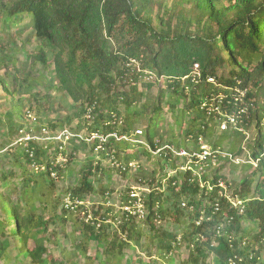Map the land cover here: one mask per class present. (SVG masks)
<instances>
[{"label": "trees", "instance_id": "16d2710c", "mask_svg": "<svg viewBox=\"0 0 264 264\" xmlns=\"http://www.w3.org/2000/svg\"><path fill=\"white\" fill-rule=\"evenodd\" d=\"M195 65L201 71L197 83L191 76ZM234 87L247 91L239 104L225 91ZM224 92L222 111L246 113L239 126L221 131L220 116L208 109ZM0 100L3 264H146L125 253L135 251L144 237L138 219L104 204L91 209L90 220L82 217L90 211L84 201L97 193L93 174H104L101 163L93 165L101 142L87 140L95 134L108 137L100 155L109 154L128 169L140 154L151 157L146 151L123 156L119 141L140 138L139 125L152 151L163 142L182 148L171 135L160 134L165 112L180 123L186 144L193 141L195 150L201 138L208 142L217 130L212 150L219 152L229 141V161L240 156L255 123L256 138L248 148L257 166L236 163L244 174L238 183L226 182L221 168L208 173L212 167H205L204 183L193 170L169 176L184 161L168 150L158 154L159 174L136 166L139 181L152 187L143 196L150 230L146 248L156 260L148 264L172 263L186 243L191 250L183 264H207L210 258L212 264H264V0H0ZM58 130L81 145L68 155L63 145L51 154L50 141L40 145L26 137ZM88 148L80 175H71L68 165ZM59 156L68 158L61 166ZM64 175L71 185L52 199L55 180ZM100 192L113 194L108 187ZM129 192L122 194V206ZM48 207L54 212L49 223L43 217ZM165 220L181 226L182 233L163 229ZM69 223L72 231L66 233ZM48 224L55 228L50 236ZM61 238L71 248L52 258L47 246L60 248ZM92 241L93 258L88 255Z\"/></svg>", "mask_w": 264, "mask_h": 264}, {"label": "rangeland", "instance_id": "374dc122", "mask_svg": "<svg viewBox=\"0 0 264 264\" xmlns=\"http://www.w3.org/2000/svg\"><path fill=\"white\" fill-rule=\"evenodd\" d=\"M22 61H24V63H25L27 60L22 57ZM0 103H3L2 100H0ZM263 125H264V121H263ZM254 126H255V123L249 129L246 140L243 141L244 143L242 144L243 147H242V150L240 152V156L235 157V158L233 157V159L229 161L230 156H228V154H227L229 141H225L223 143L222 147L218 150L219 152H217L218 157H217L215 165L213 164L214 165L213 168L210 169L208 171V173L214 172V170L221 168V174L220 175H222L224 177L226 182L235 181L236 183H238L240 181V179L242 178V176L244 175L243 172L241 171V164L242 163L248 162V163H252V165H254L255 167L257 166V163L255 161L251 160L250 149L248 148V145L253 144V142L256 138V129ZM162 127H164L165 130ZM180 127H181L180 123L175 124V118H172V116L169 112H165L164 113V120L160 125L159 131L161 132L160 134L165 135V137H169L171 135V137H173L174 142L177 146H182L183 149H187V146H188L189 151H194L195 150L193 148L195 145L194 142L190 141L188 145L186 144V141L184 139V135L182 134V128H180ZM136 129H142L143 130V126L139 125ZM61 132L62 131L58 130V131L54 132L53 135H51V134L44 133V132L37 134V133H35V131H33L30 134H28L26 137L36 138L40 145H46V143L50 141L51 144L53 145L52 149H51V154L55 153L54 150L56 147L63 145V150L68 149L67 154H66V155H68L70 153V150H71L70 148H72V146L74 147L76 145L79 147L81 144H80V142L79 143L73 142L72 141L73 136H68V138H70V139H63L61 137ZM263 133H264V129H263ZM84 135L86 136L87 133L83 132V136ZM215 135L216 136L212 137V139H210V141H208V142H207V140L201 138L199 140L200 149H201L202 145L208 146L212 149L213 144L217 141V138L220 135L217 130H215ZM89 144H91V143H89ZM165 144H168V143L163 142L160 145L163 146ZM119 145L124 150L123 156L127 157L128 154H139L141 151H146V152L151 154V157L144 156V155L140 154V156H139L140 161L137 162L138 164L136 163V161H132L130 164H128L129 168L127 169L122 164V162H121V164L119 163V164L115 165V163H113L111 157L108 156L109 154H107V156H101L100 152L102 150L98 151V152H94L93 165L96 166V165L101 163L100 167L102 169H104V174H102L101 172L95 171L96 174H93V176L91 178L92 180H94V185H95L97 193H95V195L90 196L83 203L86 206V208H88L90 210L88 213L89 214L88 217L82 216L84 219L86 218V221L90 220L93 217L91 209L97 210L98 207L102 206L103 204L105 207L108 206V207L114 208L115 212L121 211V208H122L121 196H122V194L126 193L128 190L131 191V190H134V189L140 187L141 189L146 191L145 192L146 194L152 190L151 189L152 187H149L148 185L142 183V182H144V180H142L141 182L139 181V179L141 177L139 174H137V171H135V169H134L136 166L138 168V166L140 165L143 169H146L149 172L152 171L153 169H156L157 174H159L160 168L158 165L156 166V162L158 160V156H159L158 154H160V153H156V151L154 152L151 150V146H149L146 143L144 135L140 136V138H138V139L135 137L130 138V139L124 138V139L119 141ZM89 151H90V148H88L87 152L80 151L79 153H77V156L75 157L74 161L71 162L70 165H68L69 168H71L68 171L69 173H72L73 171H75L77 175H80V168L83 165H85V163L87 161V157H88V155H90V153H88ZM219 157H221L220 160L218 159ZM67 159L68 158L66 156H59L58 159L56 160V163L61 166L67 161ZM236 163H241V164L239 165ZM234 164L238 168H234ZM130 166H132V167H130ZM31 169L35 170L37 168H31ZM107 171L109 172V174L106 173ZM197 172L200 175L199 180L202 181L201 183H204V175H203L204 172L201 173L199 168H198ZM71 175H73V173ZM14 182L16 183V181H14ZM71 182H72V179L68 175H64L63 178H61L59 180H55L56 188H55L54 193L52 194V199L56 198L57 195L63 193L71 185ZM155 186H157V185L155 184ZM107 187H108V190H111L113 193L111 196L102 195L100 192L103 188H107ZM153 187H154V185H153ZM19 188H20V185H18L16 189H19ZM164 188H165V186H164ZM229 195H230V193H229ZM106 202H107V205H105ZM41 206L42 205L38 204V207H40V209H41ZM49 207H52V205L49 204ZM49 207L43 213V217H44L45 221H47L48 223H49L51 216L53 215L52 213H54L52 211V209ZM59 211H60V209H58V213H60ZM118 216L119 217L116 219L119 223L122 219V215L119 213ZM80 218H81V216H80ZM136 221H137L136 225L144 233V237H143L140 245L136 246L135 251L126 250L125 253L128 257L132 258L134 262L138 258H141V260L146 264L154 262V261L156 262V260H151L148 257L149 250L146 248L147 247L146 243L148 241L147 237L150 234V230H149L148 226L146 225L145 220L144 221L136 220ZM160 226L169 232L182 233V227L177 225L172 220H165L164 222L160 223ZM47 227H49V236H50L52 231L55 229L54 224H50V225L48 224ZM115 229H116V226H115ZM56 231H57V233H59L60 229L56 227ZM71 231H72V227H71V223H69L67 228H66V233H70ZM75 235L78 236L79 232H76ZM60 240H61L60 241L61 242L60 248H58L57 245L55 246V245L50 244V243L47 246L50 250V254H51L52 258L59 259L61 257V250L63 248H67V249L71 248V243L69 242L68 239L66 240L64 238H61ZM40 241L42 242L43 238H41ZM30 247H32V243H30ZM155 249H156L155 247L152 248L151 253H153V255L155 254ZM190 250H191V245L189 243L182 244L180 246V249L178 248V250H176L174 253V257H173L174 261L172 263L168 262L167 264H183L188 259ZM96 252H97L96 243L92 241L88 246V255L93 258L95 256ZM11 255H12L11 257H14L15 253L12 252ZM262 259H264V253H263ZM0 264H3V261H0ZM6 264H13V260H11L10 262H8ZM94 264H99V263H98V261H95ZM123 264H125V262H123ZM136 264H138V263H136ZM207 264H212V258L208 259Z\"/></svg>", "mask_w": 264, "mask_h": 264}, {"label": "built area", "instance_id": "2783aa9c", "mask_svg": "<svg viewBox=\"0 0 264 264\" xmlns=\"http://www.w3.org/2000/svg\"><path fill=\"white\" fill-rule=\"evenodd\" d=\"M192 80L193 82L197 83L198 79H200L201 77V71L198 65L194 66L193 72H192ZM186 79H188V77L183 78V81H186ZM208 83L210 84H216V80L213 77H208L207 78ZM225 91L227 93H230V97L231 99L234 101L235 104H239L241 102H243V98L246 96V89L242 90L238 87H234L232 88H225ZM226 92L222 93L221 95H219L218 100L220 99V101H213V103H211L209 110L210 112L213 113H217L220 117L217 119V122L220 125V129L221 131H226L229 128H235L237 126L240 125L241 123V118L242 115H244L246 113V109H240L239 111L235 112H224L222 111L221 108V100H223L226 97ZM216 103H218V105H215ZM135 135L137 136H142L143 135V130L142 129H138L135 132ZM68 136H72V134H70L67 131H62L61 132V137L63 139H70L68 138ZM113 137H117L116 134L113 135ZM108 137H103L100 136L98 134L93 135L92 137H90L87 142L91 143L93 142L95 139H99V141L101 142L99 145H97V147L95 148V152L101 151L103 150V145L102 143H105ZM127 138L126 136L123 137ZM163 150H168L170 152V154H173L175 157H179L181 158L184 163L183 166H178V168L176 170H170L169 171V176H172L174 174H176L178 171H182V172H186V171H191L193 170L194 175H197L198 177H200V175L198 174L197 170L199 168V170L201 171V173L205 172V167L206 168H213V166L216 163L217 160V153L214 154L213 150L205 145L201 146V149L198 150H194V151H188L186 149H182V148H175L172 147L170 145H163L156 150V153H162ZM214 164V165H213ZM115 165H117L115 163ZM195 165V167H197V169H194L192 166ZM120 166V165H119ZM132 167V166H130ZM136 171V167L134 168ZM204 175V173H203ZM221 186H223V183L221 184ZM146 191H144L143 189L136 188L134 190H131L129 193H127L129 200L127 205L124 204L121 208L122 213L126 214L127 216H131L134 217L138 220H142L144 221L148 215L146 209H145V205H144V194ZM148 192V191H147ZM67 207H72V202H70L69 199H64V201ZM241 205V202H234V205ZM184 206V204H183ZM218 211V208H217ZM197 224L200 225V222H198Z\"/></svg>", "mask_w": 264, "mask_h": 264}]
</instances>
